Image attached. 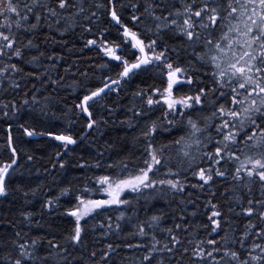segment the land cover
Instances as JSON below:
<instances>
[{
	"label": "snow or ice",
	"instance_id": "1",
	"mask_svg": "<svg viewBox=\"0 0 264 264\" xmlns=\"http://www.w3.org/2000/svg\"><path fill=\"white\" fill-rule=\"evenodd\" d=\"M130 7L134 13L139 10L138 4L133 3ZM92 8L97 11L105 9L110 22L118 29V39L122 38L120 43L103 38L99 42L88 39L85 45L95 46L102 57L108 58L98 67L108 72L114 71L115 78L111 75L98 77L99 83L95 87H88L79 80L64 84L62 76L53 79L50 73L56 70V66L41 64L45 53L34 42V34L45 26L49 30L60 31L61 23L65 25L64 31H67L76 25L78 19L89 23V26L83 27L82 33H91L90 24L97 17V11H92ZM123 8L124 5L117 7L116 0H107L106 3L99 0H0V57H6L8 61L16 57L37 68L44 67L39 74L24 73V76H19L20 80L25 76L34 77L43 84L53 86V91L58 87H67L77 92L71 106L66 105L62 115L66 117L73 113L78 119L87 121L80 136L85 131L98 128L102 122L107 124V120L96 118L94 106L110 94L118 95L123 85L133 77L143 73L149 78H158L164 84L163 88H138L133 92V100L139 99L140 106L132 103L127 109L131 116L120 121L135 128L139 127V120H145L139 135L134 137L137 143L143 142V149L139 156L130 161L133 168L129 169V163L125 160L106 165L97 160L93 166L105 167L108 174L93 177L96 187L86 186L83 194L78 192L74 205L62 214L73 218V225L64 235L63 243L47 240L46 254L40 255L45 238L28 239L27 234L22 236L17 231L8 250L0 255V264H49L54 253L59 256L55 264H78V258L68 259L69 246L75 249L84 243L88 220L95 219L100 211L111 206L130 204L131 201L122 199V194L128 191L138 196L145 193H181L185 190L189 175L197 180L190 186L201 191L212 185L216 178L230 181V186L225 188V193H231L225 201L227 213L223 211L224 204L213 202L216 193L209 187L210 196L204 205L210 210L208 223L198 226L207 232L206 237L196 239L195 234L187 233L189 226L183 225V230L190 237L185 241L180 235L182 223H174L172 227L160 229L168 237L167 242L162 243L152 234L149 244H126L127 248L146 249L142 256L134 257L131 264H153L154 261L155 264H264V0H180L178 8L165 5L163 0H146L144 13L150 17L154 27H147L145 32L152 34L154 38L151 39L123 22ZM157 11L164 14L157 15ZM142 15L130 16L134 26L141 23ZM218 28L220 34L214 36ZM103 32L101 30V37ZM22 33L30 35L23 36ZM168 33L170 35L165 39ZM169 40H179L181 43L170 44ZM129 44L130 53L124 52ZM32 49L38 54L24 60L25 50ZM181 52L190 57L183 65L179 63ZM46 58L53 60V56ZM55 58L62 59L59 56ZM112 62H116L115 65ZM201 68L205 69L203 73ZM20 73H23V68L17 63H3L0 66V85L7 82L11 89H21V84L13 78ZM201 75L209 78L211 87L201 79ZM185 85L190 91L195 85V94L178 96L177 89ZM32 87L35 89L34 84ZM38 91L36 89L30 99H23L19 106L15 99L0 101V114L8 118L11 112V119L14 120L24 107H28L47 117L51 102L56 98H38ZM206 102L211 106V111L204 114ZM161 105L166 106L162 118L149 120L151 110ZM103 107L109 116L113 114L114 109L107 105ZM189 111H198L199 114L193 118ZM169 116L173 118L169 120ZM52 117L59 118L55 112H52ZM133 120L137 121L135 125ZM164 120H168V127L164 131L167 132L179 122L182 127L176 130L182 134L168 143L157 144L155 135L163 127ZM74 123L73 120L69 121V124ZM18 127L28 137H48L61 142L65 148L77 143L70 130L37 131L24 123ZM12 129L13 124L9 123L6 144L0 146L5 147L8 153V158H0V196L8 195L9 181L19 165V151ZM60 155V152L56 153L57 157ZM32 159L31 155L27 156L28 161ZM59 166L65 167L63 163ZM116 169L119 171H114ZM257 187L258 196L254 194ZM71 191V188H65L59 195L64 196ZM93 191L103 192L106 198H86ZM58 200L59 196L50 198L43 207L51 208ZM21 215L25 221H29L32 213L22 212ZM124 215L121 212L116 219L119 221ZM230 216L248 221L239 236L235 229L225 227L233 223ZM163 217V213L153 214L146 224L141 221L134 225L136 231L129 235L149 236L146 228L159 227ZM108 220L109 225L103 235L112 230L111 217ZM183 220L184 217L180 216V221ZM91 227L95 229L97 225ZM120 227L117 223L116 229ZM220 232L224 235L220 236ZM213 235L219 239L212 238ZM114 251L113 246L108 244L101 261ZM90 256L96 257L97 252L93 251Z\"/></svg>",
	"mask_w": 264,
	"mask_h": 264
},
{
	"label": "trees",
	"instance_id": "2",
	"mask_svg": "<svg viewBox=\"0 0 264 264\" xmlns=\"http://www.w3.org/2000/svg\"><path fill=\"white\" fill-rule=\"evenodd\" d=\"M99 2L106 3L107 0H99ZM186 2H191V0H186ZM116 3L118 8L124 5V8L121 10L124 23L132 27L133 30L139 31L142 35H147L149 39L154 38L151 33L145 32L147 27H154L150 17L144 13L146 0H116ZM133 3L139 6V10L135 13L130 7ZM163 3L165 5H174L177 8L180 7V0H163ZM91 10L97 11L95 8ZM132 14H143L141 23L138 26H134L130 21ZM156 14L163 15L164 13L157 11ZM93 21L90 24L92 27L91 33H82L83 27L89 26V23L78 19L76 25L69 27L67 31H64L65 25L61 23L60 31H56L55 29L49 30L45 26L34 34V42L39 44L40 51L45 53V56L41 58V64L43 66L49 64L56 66V70L50 73L53 79H59L62 76L64 77V84H70L73 80H79L84 82L88 87H95L99 83L98 77L111 75L115 78L114 71L108 72L98 67V65L107 61L108 58L102 57V54L98 52L95 46L85 47V45L88 39H96L99 42L103 38L120 43L122 38L118 39V29L110 22V18L105 14V9L97 11V17L93 18ZM101 30H104L103 37H101ZM22 35L28 36L30 34L22 33ZM168 35L170 33L165 34V39L168 38ZM213 35L218 36L217 30ZM168 42L175 45L181 43L179 40H169ZM130 51L131 45L129 44L128 48L124 49V52L130 53ZM37 54L35 49L25 50L24 60ZM47 56H53V60H47ZM56 56L62 57V59L58 60L55 58ZM189 58L185 56L184 52H181L179 63L181 65L186 64ZM173 59H177L175 54H173ZM5 62L17 63L23 68V73L13 77L21 84V89H11L7 82H4V84L0 85V101L8 102L15 99L19 106L23 99H30L36 89H39L36 92L38 98L42 99L44 96H52L56 99L52 100L47 117L40 115L38 111H33L28 107H24L14 120L11 119V112H9L8 118L0 114V146L6 144L7 127L9 123H12V135L15 146L19 151V165L9 181V193L7 196H0V255H3L8 250L10 242L15 238V232L17 231L21 232L22 236L27 234L26 238L28 239L44 237V246L39 252L40 255H44L46 254L47 240H53L58 244H62L64 235L71 229L73 218L62 214L66 209L74 205L75 196L78 192L83 194V189L86 186L95 188L96 185L92 178L108 174V170L105 167L95 168L93 166L97 160H100L102 165L125 160V162L129 163V169L133 168L130 161L139 156L143 149V142L137 143L134 137L139 135L141 129L144 127L145 120H139V127L135 128H130L127 124H121L120 121L131 116V113L127 109L132 103L140 106L141 102L139 99L133 100V92L138 88H163L164 84L158 78H149L143 73L133 77L123 85V90L118 95L115 93L110 94L99 105L94 106L96 118L107 120V124L102 122L98 128L85 131V137L81 139L80 132L87 121L78 119L73 113H69L66 117L62 115L65 106H71L77 92H73L72 89L67 87H58L53 91V86L43 84L42 81H37L34 77L25 76L23 80L19 79V76H24V73L35 72L39 74L43 72V66L37 68L30 63H24L16 57H12L11 61H8L6 57H0V66ZM115 63L112 62L113 65ZM66 69L67 71H65ZM204 71L205 69L201 68V73ZM42 79H47V77H43ZM201 79H204L208 83V86L211 87L208 77L201 75ZM33 84L35 85V89L32 87ZM195 88L196 86L193 85L190 91L188 86H181L177 89L176 94L178 96L182 94L194 95ZM25 93H27V97ZM58 100L60 101L59 103H57ZM104 105L114 109L111 116H109L103 107ZM165 107L163 105L154 107L149 113V120L162 118ZM210 111L211 106L207 105L206 102L204 114ZM52 112H55L59 118H53ZM188 114L196 118L199 113L198 111H189ZM176 116L179 121V114L177 113ZM172 118L169 116L168 119ZM70 120L75 121V123L69 124ZM184 120H187V116L184 117ZM22 123L26 124L30 129L35 127L37 131L51 129L56 132H67L70 130L71 134L77 138V143L73 146L68 145L65 148L61 143L48 137L38 136L37 138H29L18 127ZM136 123L137 121L133 120V124L135 125ZM166 127H168V120L163 121V127L155 135V142L157 144L168 143L182 134L176 130L182 127L179 122L172 128H169L167 132L164 131ZM57 152L61 153L60 157L56 156ZM165 154L167 155V153ZM28 155L33 157L31 161L27 160ZM0 158H8L5 147H0ZM54 163L55 167H53ZM60 163H63L65 167L60 168ZM82 164L85 167L81 168L80 165ZM114 171H119V169ZM183 175L182 173V177ZM195 183H197L196 178L189 175L185 190L181 193H168L167 195L145 193L143 196H138V194L130 191L123 193L122 199L131 201V203L128 205L111 206L104 211H100L95 216V219L88 220L86 225L88 230L84 236V243L75 249L69 246L68 259L71 260L73 257H76L78 258V264H131L132 259L142 256L146 252V249L127 248L125 247L126 244H149L152 234L156 235L157 239L162 243L167 242L168 237L160 229L172 227L177 222L182 223L180 235L185 241L190 238L187 233L195 234L196 239L206 237L207 232L198 226L208 223L207 214L210 210L206 209L204 205L210 196L209 187L216 193L213 202L224 204L223 211L227 213L228 205L225 204V201H227L231 193H225V188L230 186V181L216 178L214 183L206 186L203 191L190 186ZM65 188H71V193L60 196V191ZM258 191L257 187L254 190V194L257 196ZM222 193L224 195H221ZM58 196V202L54 203L51 208L43 207L47 200ZM86 198L104 199L106 196L103 192L93 191L91 196ZM189 201L192 202L189 203ZM22 212L32 213L29 221L24 220V217L21 215ZM121 212L125 215L123 219L118 221L116 217ZM194 212L197 214L192 215ZM160 213H163L164 217L159 227L154 229L146 228L149 236L129 235L136 231L133 227L134 225L139 224L141 221H144L146 224L150 216L153 214L159 215ZM180 216L184 217L183 221H180ZM108 217H111L112 230L108 231L107 235H103L102 233L107 230L109 225ZM230 219H232L233 223L230 226L225 225V227L235 229L236 235L239 236L248 221L234 216H230ZM117 223L121 226L119 230L116 229ZM93 224L97 225L95 229L91 227ZM100 225H103V227H100ZM183 225L189 226L187 233L183 230ZM223 235L224 233L220 232V236ZM212 238L219 239L215 235ZM108 244H111L115 251L110 252L109 257H105L101 261L100 258L103 256V252L107 250ZM249 244H251V240H249ZM93 251L97 252V256L94 258L90 256ZM58 259L59 256L54 253L49 264H55V261ZM153 264H155V261Z\"/></svg>",
	"mask_w": 264,
	"mask_h": 264
},
{
	"label": "rangeland",
	"instance_id": "3",
	"mask_svg": "<svg viewBox=\"0 0 264 264\" xmlns=\"http://www.w3.org/2000/svg\"><path fill=\"white\" fill-rule=\"evenodd\" d=\"M219 34H220V29L218 28L217 29V35L219 36Z\"/></svg>",
	"mask_w": 264,
	"mask_h": 264
},
{
	"label": "water",
	"instance_id": "4",
	"mask_svg": "<svg viewBox=\"0 0 264 264\" xmlns=\"http://www.w3.org/2000/svg\"><path fill=\"white\" fill-rule=\"evenodd\" d=\"M28 137V136H27ZM38 136H32V137H29V138H37ZM57 142H59V141H57Z\"/></svg>",
	"mask_w": 264,
	"mask_h": 264
}]
</instances>
